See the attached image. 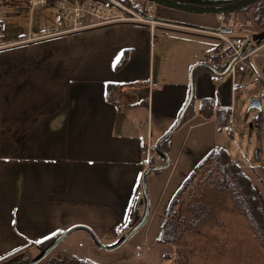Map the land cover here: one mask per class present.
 <instances>
[{"label":"crops","instance_id":"crops-1","mask_svg":"<svg viewBox=\"0 0 264 264\" xmlns=\"http://www.w3.org/2000/svg\"><path fill=\"white\" fill-rule=\"evenodd\" d=\"M55 2L0 7L9 45L0 50V260L76 226L113 246L136 224L139 187L148 219L176 172L187 173L183 183L208 154L225 150L218 135L237 89L208 80L205 61L217 40L205 32L216 31V18L157 9L143 24L48 36L56 28L44 13ZM158 25L179 34L168 49L155 38ZM190 97L159 145L167 168L148 173L142 186L144 171L164 164L154 147Z\"/></svg>","mask_w":264,"mask_h":264},{"label":"rangeland","instance_id":"rangeland-1","mask_svg":"<svg viewBox=\"0 0 264 264\" xmlns=\"http://www.w3.org/2000/svg\"><path fill=\"white\" fill-rule=\"evenodd\" d=\"M98 1L108 2L107 0H90L88 3ZM112 1L130 9L134 5H138L137 0H130V2L129 0ZM260 1L263 2L264 0ZM22 5L29 7V0H22ZM46 7L48 5L44 8ZM157 9L175 11L153 5V11L150 15L154 18H156L155 15L157 16ZM250 12L254 13L252 9ZM183 15H188V13ZM189 15L194 16L193 14ZM222 15L225 17V21L217 22L218 28L216 30L227 28L234 33L255 32L258 34L259 29L253 26L252 18L254 17L245 10L239 9ZM202 16L216 18V15ZM44 17L53 29H57L56 21L62 17V14L59 13L58 9H53L47 10ZM91 21V19L87 20V22ZM169 27L175 28L176 26L170 25ZM176 28L180 30V28ZM191 32L200 34L196 31ZM154 35L155 38L161 40V46L168 49L173 42L171 39L179 34L175 32V29L158 25L154 28ZM259 54H264V48L260 50ZM256 64L261 77H264L263 61L258 58ZM233 85L238 87L233 93L234 98L231 104L234 120L233 134L232 137H228L220 130L218 139L223 143L229 159L242 168L257 189L258 217L264 229V88H262L264 84L263 82L260 84L255 73L247 72L243 75H237L233 80ZM252 100H259L260 111L256 109L247 111ZM185 174L176 172L164 194L158 212L150 215L147 221L121 247L115 250H102L89 238L87 232L77 230L61 241L55 247L56 249L54 248L51 256L57 258L75 257L94 264H173V258L164 259L163 254L174 253L175 247L158 244L157 237L161 231L168 201L171 200L170 197L175 193L178 186L182 184V176H187V173ZM191 190L192 188L189 191ZM195 198L193 202H200L203 209L197 215L199 218L196 219L197 222H194V224L198 223L197 229L185 231L177 244L180 258L177 259L176 264H264V244L261 242L263 241L261 232H255L246 223L226 196L203 187ZM181 201L183 202L184 198ZM189 208L185 205L180 216L178 215V219L180 217L184 225H188L194 218V212ZM253 224L260 229L257 220H254ZM117 235L119 238L123 236L119 233ZM27 254L29 256H25L29 258L28 262L37 259L40 255L39 250L30 251Z\"/></svg>","mask_w":264,"mask_h":264},{"label":"trees","instance_id":"trees-1","mask_svg":"<svg viewBox=\"0 0 264 264\" xmlns=\"http://www.w3.org/2000/svg\"><path fill=\"white\" fill-rule=\"evenodd\" d=\"M191 6L200 7H220L232 4V2H218V3H207L196 0H171ZM130 2V0H129ZM137 6L134 5L132 9L137 12H143L146 5L150 4L144 0H137ZM139 6V7H138ZM256 8V9H254ZM254 13H251L250 10ZM252 18L253 26L259 29V33L264 32V1L256 0L249 6L242 8ZM257 10V11H256ZM256 11V12H255ZM254 15V16H253ZM253 27V29H254ZM228 115V112H227ZM227 120V118H226ZM226 124V123H225ZM224 124V125H225ZM223 125V126H224ZM222 126V127H223ZM210 188L215 192L222 193L232 203L236 212L241 215L246 223L251 226L255 232H261V241L264 244V229L262 228V222H260L258 213V201H257V189L252 184L249 176L242 170V168L229 159L228 154L223 149H217L208 154L195 168L191 171L188 177L183 181L181 187L174 195L163 219L161 231L157 237L158 244L169 245L175 247L174 253H164L163 258H173L172 263L176 264L179 259V250L177 244L180 241L182 234L187 230H196L198 223L196 219L197 215L202 211L203 208L201 203L193 202L196 198V194L200 192L201 188ZM192 188L191 191H189ZM194 188V189H193ZM190 192V194H188ZM184 201L182 202L181 199ZM181 201V202H180ZM189 206L194 212V218L188 225H184L181 222L180 216L184 206ZM177 208V210H176ZM254 220L258 221V226L254 225ZM57 233L50 237L39 240L40 243L34 242L29 244L24 249L12 253L0 260V264H29V259L25 255L30 252V248L35 247L39 250L40 255L46 251V249L61 235ZM124 236V235H123ZM123 236H120L118 242ZM92 239V238H91ZM56 249V248H55ZM53 249L41 262L38 264H94L92 262H85L75 257L63 256L61 258L52 257ZM174 249V248H173ZM175 254V255H174ZM39 255V256H40ZM29 256V255H28ZM173 256V257H172ZM27 261V262H26ZM34 261V260H33ZM23 262V263H22Z\"/></svg>","mask_w":264,"mask_h":264},{"label":"built area","instance_id":"built-area-1","mask_svg":"<svg viewBox=\"0 0 264 264\" xmlns=\"http://www.w3.org/2000/svg\"><path fill=\"white\" fill-rule=\"evenodd\" d=\"M30 5L35 8H43L47 5L46 0H29ZM108 2L88 3L87 0H57L54 3L56 9L62 14L57 19L56 31L50 32L48 36L66 35L77 33L89 28L110 25L117 23L143 24L150 22L153 5L148 4L143 12L137 13L130 8H124L119 3L107 0ZM2 0H0L1 7ZM91 19V22H87ZM217 22L225 21L221 14L216 15ZM214 36L217 45L208 52L205 64L212 72L208 73V80L213 83L230 81L233 83L237 75L253 72L258 80L264 83L260 70L256 64V59L260 58L264 63V54H259L264 48V42L260 43L254 39L255 32L234 33L231 29L205 32ZM7 44L2 41V22L0 20V50L6 48ZM263 74V73H262ZM233 89H237L233 86ZM232 103L227 106L228 116L226 124L222 130L226 135H231L234 130ZM218 103L213 102L212 106L217 107ZM155 150V147H154ZM135 222L137 223L144 215L145 200L142 189L136 193L134 203ZM118 233V232H117ZM120 232L119 234H125Z\"/></svg>","mask_w":264,"mask_h":264},{"label":"water","instance_id":"water-1","mask_svg":"<svg viewBox=\"0 0 264 264\" xmlns=\"http://www.w3.org/2000/svg\"><path fill=\"white\" fill-rule=\"evenodd\" d=\"M144 1H147L148 3L154 4V5L159 6V7H165V8H168V9H173L175 11H180V12L189 13V14L217 15V14H228L229 12L245 8V7L249 6L250 4L254 3L256 0H196V1L207 2V3L232 2V4H230V5L220 6V7L191 6V5H186V4H182V3L171 1V0H144ZM254 39L256 41L260 42V43L264 42V32L256 34L254 36ZM196 67H205V65L204 64L196 65L195 67L192 68V70H194ZM190 101H191V97L188 99L185 107L181 111V113H180L175 125L170 129V131H168L163 137H161V139L159 141H157V143L155 145V150L163 158L164 164L162 166L152 167V168H149V169L145 170L143 175H142V186H143V182H144V177L148 173L162 171V170L167 168V166H168L167 155L160 150L159 145H160V143L163 140H165L179 126V124H180V122L182 120V117L185 114V112H186V110H187V108H188V106L190 104ZM250 109H256V110L260 111L261 106H260L259 100H252L250 105H249V107H248V109H247V111L250 110ZM145 198H146V200H145V212H144L143 217L115 245L107 247V246L103 245L102 243H100L98 238L92 233V231L89 228L83 227V226H76V227H72V228L64 231L46 249V251H44V253L42 255H40L37 259H35L34 261H32L29 264H38L39 262H41L56 246H58L60 244L61 241H63L70 233H72V232H74L76 230H83V231L87 232L90 235V237L92 238V240L95 243V245L97 247H99L100 249H102V250H106V251L115 250V249L121 247L125 243V241L132 234H134L145 223V221L147 220L148 213H149V204H148V201H147L146 192H145Z\"/></svg>","mask_w":264,"mask_h":264},{"label":"snow or ice","instance_id":"snow-or-ice-1","mask_svg":"<svg viewBox=\"0 0 264 264\" xmlns=\"http://www.w3.org/2000/svg\"><path fill=\"white\" fill-rule=\"evenodd\" d=\"M37 243H40V241L38 240V241H36Z\"/></svg>","mask_w":264,"mask_h":264}]
</instances>
